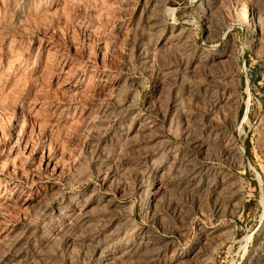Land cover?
I'll return each mask as SVG.
<instances>
[{
	"label": "rangeland",
	"instance_id": "obj_1",
	"mask_svg": "<svg viewBox=\"0 0 264 264\" xmlns=\"http://www.w3.org/2000/svg\"><path fill=\"white\" fill-rule=\"evenodd\" d=\"M0 264H264V0H0Z\"/></svg>",
	"mask_w": 264,
	"mask_h": 264
},
{
	"label": "trees",
	"instance_id": "obj_2",
	"mask_svg": "<svg viewBox=\"0 0 264 264\" xmlns=\"http://www.w3.org/2000/svg\"><path fill=\"white\" fill-rule=\"evenodd\" d=\"M247 151H248L249 157H251L250 156V148L247 147Z\"/></svg>",
	"mask_w": 264,
	"mask_h": 264
}]
</instances>
